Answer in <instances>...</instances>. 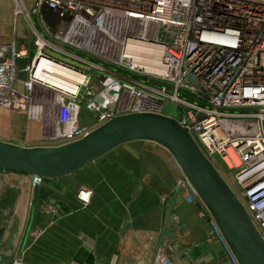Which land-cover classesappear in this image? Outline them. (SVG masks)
<instances>
[{
    "label": "built area",
    "instance_id": "obj_1",
    "mask_svg": "<svg viewBox=\"0 0 264 264\" xmlns=\"http://www.w3.org/2000/svg\"><path fill=\"white\" fill-rule=\"evenodd\" d=\"M30 11L50 38L91 59L62 50L39 35L33 53L15 42L0 43L1 110L24 112L22 101L30 102L39 88L35 73L41 61L82 78L74 93L61 94L52 87L61 94L55 119L62 127L70 124V129L59 136L44 135L41 147L81 140L121 115L153 112L171 117L177 105L176 122L212 165L216 156L234 165L231 150L241 161L240 172L234 169L236 183L245 193L240 202L246 200L242 206L251 212L247 215L264 242V211L260 212L264 201L255 203L254 195L264 188V0H32ZM51 27L61 30L51 34ZM48 50L84 69L49 56ZM24 58L30 63L26 80L20 81L15 61ZM94 72L99 75L93 76ZM80 94L85 99L76 101ZM83 101L90 121L82 125L78 116ZM13 105L19 109L13 111ZM243 148L249 150L247 156ZM175 164L178 178L166 197V220L171 224L180 219L176 211L182 195L191 196L192 191L197 196ZM29 176L34 192L44 178ZM91 198L87 187L76 192L83 207ZM45 209L59 214L52 205ZM259 213L262 216L255 218ZM184 230L181 227L176 239L159 245L150 264H218L209 254L196 257L194 244L183 241L189 238ZM206 231V243L226 246L227 264H238L213 220H208ZM20 254L17 247L11 264H22Z\"/></svg>",
    "mask_w": 264,
    "mask_h": 264
},
{
    "label": "crops",
    "instance_id": "obj_2",
    "mask_svg": "<svg viewBox=\"0 0 264 264\" xmlns=\"http://www.w3.org/2000/svg\"><path fill=\"white\" fill-rule=\"evenodd\" d=\"M30 121L28 118L23 130L0 134V140L41 147L45 132L53 136L55 127L63 130L52 123L44 129L41 125L40 130ZM12 126H16L15 120ZM128 146L111 151L69 176L44 179L47 187L40 185L34 192L29 175L0 172V199L9 189L21 191L14 210L19 232L10 251L4 250L7 231L0 240V264H11L17 247L22 264H150L159 245L180 234V229L175 230L166 220V197L174 187L176 172L166 153L140 150L134 143ZM80 187L92 191L91 201L84 207L76 200ZM46 205H52L59 214L49 213ZM178 210L179 217L188 218L192 226L196 224L194 213L198 217V212L192 206ZM35 230L37 236L32 235ZM193 236L202 239L205 225ZM186 238L185 243H193L192 238ZM206 246L195 242L194 255L209 254L217 259L219 250Z\"/></svg>",
    "mask_w": 264,
    "mask_h": 264
},
{
    "label": "water",
    "instance_id": "obj_3",
    "mask_svg": "<svg viewBox=\"0 0 264 264\" xmlns=\"http://www.w3.org/2000/svg\"><path fill=\"white\" fill-rule=\"evenodd\" d=\"M56 19L53 18L54 23ZM60 30L51 27L49 32L53 34ZM29 63V58L15 61L20 70V81L26 80ZM176 117L177 105L172 107L171 117L153 112L121 115L94 129L81 140L55 147H25L0 141V172L59 179L83 169L119 147L138 141L155 143L165 148L180 167L238 264H264L263 239L241 203L201 153L187 130L176 122ZM41 186L47 187L44 183ZM20 195L19 189H9L0 199V240L7 231L4 240L6 251L12 249L19 232V218L14 210ZM190 195L196 198L192 191Z\"/></svg>",
    "mask_w": 264,
    "mask_h": 264
},
{
    "label": "rangeland",
    "instance_id": "obj_4",
    "mask_svg": "<svg viewBox=\"0 0 264 264\" xmlns=\"http://www.w3.org/2000/svg\"><path fill=\"white\" fill-rule=\"evenodd\" d=\"M31 5H32V0H0V43H11V42H15L18 47L20 46H24L29 48V50L31 51V53H33V51H35V41L37 36H43L45 39L50 40V42H52V44H54L55 46L61 48L62 50H66L67 52H73V53H77L79 55L84 56L86 59H91L90 56L85 55L83 53L80 52H76L73 48L70 49L69 46L65 45V44H61L59 42L56 41V39H52L49 37L48 34H46V32H44V30L42 29L39 19L37 16L31 15ZM21 7V10H16V7ZM47 54L53 58L59 59L63 62L66 63H71L72 65L78 67V68H82L84 69V66H82V64H79L75 61H72L68 58H65L64 56L55 53L51 50L47 51ZM95 60V59H92ZM97 63L102 64V62L95 60ZM93 76H96L97 74L94 72V74H92ZM99 75V74H98ZM97 75V76H98ZM83 97V94H80L77 98L76 101H79L81 98ZM85 99V97H83ZM84 104L85 101H83V106L81 104L80 110H79V116L78 119L79 122L86 124L90 121V119L88 118V116H86V112H85V108H84ZM84 114V116H82L81 114ZM29 115L26 114H22V113H17V112H11V111H7V110H1L0 109V134H6L8 135L10 130H17L20 131L21 129L23 130V127L25 125V122L28 120ZM13 120H15V125L16 126H12L13 124ZM18 122V125H17ZM82 124V125H83ZM40 126V124H39ZM38 125H36V127H38V129H40ZM134 144L137 146L138 149L142 150L143 148L145 150H151V151H156V152H163L166 153L168 156V158L170 157V159H172L173 163H174V167H175V172L173 174L174 177V184L178 178V174H177V167L175 164L174 159L172 158V156L170 155V153L154 144L148 141H138V142H134ZM214 162H213V166L215 167V169L217 170V172L220 174V176L222 177V179L224 178L222 176V173L224 174H228L230 175V170L227 166V164L218 156L214 157ZM218 167H217V166ZM233 172V173H232ZM231 173V178L229 180L233 179L234 176V172L235 170H233ZM237 179H241L239 177H237ZM224 180V179H223ZM227 180V183H229L227 186L230 188V190L233 192V194L235 196H237L236 198L242 201L243 199V195L242 194V187H240L238 185V183L234 185H232L230 183V181ZM225 182V181H224ZM226 183V182H225ZM241 189V190H240ZM197 198H195V200L192 199L191 196H188L186 194L182 195V203L180 204V207H186L187 209H189L191 206L197 210L195 212H198V217L201 218L199 219L198 217H196L195 213H194V221L196 222V224L194 226L193 223L188 221V218H182L181 216L179 217V221L176 223H172L174 225V229L178 230L181 229V227L183 228H188V234L191 235L189 236V239L193 240V244L196 242L197 244H204L207 245L206 247L209 248H216V250H219V255H217V260H218V264H227L228 259L226 258V246H220L217 247L214 244H208L206 243L205 236H206V230L208 228V220H213V218L211 217L210 213L208 212V210L206 209V207L204 206V204L202 203V201L199 199L198 196H196ZM241 203V202H240ZM242 205V204H241ZM249 206V205H248ZM248 206H246V208L248 209ZM180 207L178 209H180ZM244 208V207H243ZM179 210H177V214L179 216ZM193 212V211H192ZM204 214V217L201 214ZM191 214V212H190ZM188 213V217L190 215ZM255 218L256 217H261L262 214H255L254 215ZM214 221V220H213ZM205 222V223H204ZM203 223V225H201ZM204 225H205V236H203V238L200 240L199 238H195L193 235L195 234V231L197 229H204ZM220 248V249H217ZM211 249V251H212ZM215 250H213L214 252Z\"/></svg>",
    "mask_w": 264,
    "mask_h": 264
},
{
    "label": "bare ground",
    "instance_id": "obj_5",
    "mask_svg": "<svg viewBox=\"0 0 264 264\" xmlns=\"http://www.w3.org/2000/svg\"><path fill=\"white\" fill-rule=\"evenodd\" d=\"M16 8H17L16 10H21L20 6L19 7L17 6ZM82 42L89 43V45H90L89 40H84ZM4 44H8V43H4ZM77 44H81V43H77ZM43 70H48V71L52 72V75L43 74ZM35 77L37 79V82H35V85H36V87H39V88L37 90V93L34 95L33 99H31L30 102L27 99H24L22 101L21 109L24 111V112H22V114H26V115L28 114L29 119L31 120L30 122H33V124H36L38 126H39V124H40V126L44 125V126H42L43 129L46 126V124L48 125V124L52 123V124L58 125V120H56V119H57V116H58V113H59V110L61 107V103H60L61 98L59 95L63 94V92H68V93L76 92V85H78L82 81V78L72 76L71 74L64 72L62 69H59L55 65L48 64L45 61L40 62L38 69L35 73ZM40 82H43L46 85L40 84ZM52 87L57 88V90H59V92L61 94L59 92L52 90ZM49 92H51V93L49 94ZM28 106H29V109H27ZM17 109H19L18 106H14V105L12 106L13 111H17ZM72 109L75 110L76 107L73 106ZM26 110H27V112H26ZM236 125L237 124H234V126H236ZM55 129H56V131H53L54 134L61 135L70 129V124L64 125L63 130H59L58 126L55 127ZM48 130H49V128H48ZM46 134H47V132L44 133V135H46ZM241 135L243 136V134H241ZM242 153L244 156H247L249 154V150L247 148H243ZM230 156H231V159L234 161V165L231 163V161L228 158L225 159V163L227 164L228 168L230 169V170H228V171H230V175L220 172L222 174V176L224 177L223 179L227 185L229 184V183H227V180H229L231 178V175L233 173L232 171L234 169L235 170L239 169L238 171L240 172V169L242 167L241 166L242 163L235 156V152H233L231 150ZM248 177H250V176H247L246 178H244L242 183H246ZM229 181L232 185L235 186L236 178L234 176H233V179L229 180ZM242 194H244V193H242ZM254 195L257 196V200L255 201V203H259V202L264 201V188L257 190ZM245 203H246V200H244V202L242 204L245 205ZM251 205H254V204L252 203ZM263 211H264V208L260 212H263ZM246 213L248 215H251V212L246 211Z\"/></svg>",
    "mask_w": 264,
    "mask_h": 264
}]
</instances>
